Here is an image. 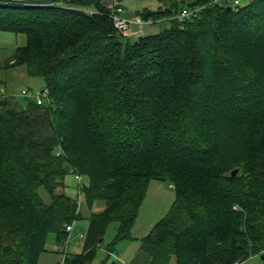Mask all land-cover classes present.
Wrapping results in <instances>:
<instances>
[{
    "label": "trees",
    "instance_id": "obj_1",
    "mask_svg": "<svg viewBox=\"0 0 264 264\" xmlns=\"http://www.w3.org/2000/svg\"><path fill=\"white\" fill-rule=\"evenodd\" d=\"M171 2L141 14L167 26L135 42L115 28L109 0L0 4V31L26 37L11 66L50 100L0 89V264H39L49 234L67 239L83 217L66 192L72 170L87 206H105L68 264H92L113 222L116 240L129 238L155 177L174 185L175 202L131 264L264 255V0Z\"/></svg>",
    "mask_w": 264,
    "mask_h": 264
},
{
    "label": "rangeland",
    "instance_id": "obj_2",
    "mask_svg": "<svg viewBox=\"0 0 264 264\" xmlns=\"http://www.w3.org/2000/svg\"><path fill=\"white\" fill-rule=\"evenodd\" d=\"M247 1L248 0H242L241 6H244ZM164 26L166 27L167 25L155 24L143 26L145 28V32H143V34H145L144 36H147L151 34L150 31L152 30V33H159L165 28ZM134 28L136 27L134 26ZM130 41L135 42L133 38L130 39ZM25 44L26 37L24 35H16L14 33L0 31V80L3 82L0 89H5L7 99H14L15 97L17 100L23 101V98L20 96L23 89L37 91L43 90L44 87V83L42 81L29 77L24 67L11 66L13 61H10L16 48L24 46ZM72 172L73 170L66 176V192L71 197L78 198L83 217L74 223V227L76 229L75 232L68 234V237L65 240H68L65 264H68V259L71 256L83 252L87 229L89 226V216L93 212H100L105 206L103 202H96L92 208L87 206L85 196L80 193L78 187L79 182L74 175L75 173ZM174 189L175 188H172L168 183L152 180L149 184L147 195L141 204L139 217L134 229L132 230L131 236L126 239L116 240L118 223H111L108 226L102 241L96 248L92 264H122V262L124 264H131L136 256L138 247L140 246V240H142V238L150 232L153 226L164 218L171 210L175 202ZM81 234H83L84 237H80ZM65 241L59 243L56 240L55 234H49L45 246L46 252L41 256L39 264H62L64 253L58 251V246H61V244ZM109 249H114V251L118 254L117 258L110 257ZM118 261L121 262L117 263ZM237 263L264 264V259H262L261 255H255L254 257H250L247 261H238Z\"/></svg>",
    "mask_w": 264,
    "mask_h": 264
},
{
    "label": "built area",
    "instance_id": "obj_3",
    "mask_svg": "<svg viewBox=\"0 0 264 264\" xmlns=\"http://www.w3.org/2000/svg\"><path fill=\"white\" fill-rule=\"evenodd\" d=\"M241 2H242V0H212V2L210 4H218V5H223V6H227V7H237V6L241 5ZM113 6L114 7H113V10H112L110 16L113 20L115 28L124 35H127L128 33H130V31L132 30V28L134 26H150V25L156 24V21L154 19H152V18L144 19L141 15L134 16V17H125L124 11L122 8L118 7V5H116V4H113ZM204 8H205V6L199 7L196 9L184 8L178 14L171 16L169 19H177L178 21H184L190 17L197 16L199 14V12H201ZM165 20H167V18ZM1 96L6 97L5 89H1ZM20 96L25 98V99H30L32 101H35L37 103V105H43L45 103H50L48 91L46 89L37 90V91H33L31 89H23L20 93ZM74 175L77 178L79 185L82 184V181H83L82 176H80L78 174H74ZM171 187L173 188L174 186L171 185ZM78 204L81 207L79 202H78ZM75 230L76 229L74 227V223L71 225H68L66 227V231L69 234L75 232ZM80 237H84V235L81 234ZM58 247H59L58 251H61L64 253L62 264H65L66 251L68 248V240L65 241L64 243H62L61 246H58ZM109 254H110L111 258H113V257L117 258V256H118V254L115 251H111V252H109ZM119 262H121V261H118V263ZM114 263H116V262H114ZM122 264H124V263L122 262Z\"/></svg>",
    "mask_w": 264,
    "mask_h": 264
},
{
    "label": "crops",
    "instance_id": "obj_4",
    "mask_svg": "<svg viewBox=\"0 0 264 264\" xmlns=\"http://www.w3.org/2000/svg\"><path fill=\"white\" fill-rule=\"evenodd\" d=\"M63 1L72 2L76 0H63ZM177 1H179L180 5H187V3L193 2L194 0H177ZM109 2H111L112 4H116L118 5V7L122 8L125 17L138 16L145 11L154 12L157 11L158 9L167 8L172 3L171 0H109ZM135 27L136 28L133 27L130 33L126 35L128 40L132 38L134 40H137L138 38L145 35L143 34V32H145V28L143 26H135ZM152 31H150L151 34H153Z\"/></svg>",
    "mask_w": 264,
    "mask_h": 264
},
{
    "label": "water",
    "instance_id": "obj_5",
    "mask_svg": "<svg viewBox=\"0 0 264 264\" xmlns=\"http://www.w3.org/2000/svg\"><path fill=\"white\" fill-rule=\"evenodd\" d=\"M58 0H0V4H21V5H27V6H52L57 3ZM228 10H231L232 7H228ZM238 174V170H235L232 172V176L235 177ZM155 181H159L162 183H167V178L163 177H155L153 178ZM262 259H264V256H262Z\"/></svg>",
    "mask_w": 264,
    "mask_h": 264
}]
</instances>
